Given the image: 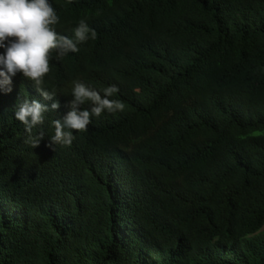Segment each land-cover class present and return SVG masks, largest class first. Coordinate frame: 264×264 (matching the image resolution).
<instances>
[{"label":"trees","instance_id":"16d2710c","mask_svg":"<svg viewBox=\"0 0 264 264\" xmlns=\"http://www.w3.org/2000/svg\"><path fill=\"white\" fill-rule=\"evenodd\" d=\"M50 3L96 37L0 89V264H264V0ZM73 80L123 108L64 146ZM24 100L48 109L31 130Z\"/></svg>","mask_w":264,"mask_h":264},{"label":"clouds","instance_id":"9594fccd","mask_svg":"<svg viewBox=\"0 0 264 264\" xmlns=\"http://www.w3.org/2000/svg\"><path fill=\"white\" fill-rule=\"evenodd\" d=\"M70 2V0H69ZM59 17L52 7L50 0H0V89L11 91L12 78L18 73L39 86L46 74L49 73V59L55 50L58 56L65 57L69 53L79 51L78 45L89 39H95L96 33L90 29L85 19H80L73 29L74 39L59 35L55 30ZM71 95L73 97L70 110L62 122H52L54 135L51 140L60 145L68 146L72 143L75 130L85 131L90 124V117H99L102 113H111L123 108V104L116 99H110L118 88L109 85L101 91L94 90L84 83L73 80ZM37 91H40L37 88ZM44 99H51L49 92L41 91ZM90 103V109L77 110L78 105ZM58 104L53 102L52 109ZM47 107L32 100H24L14 109V118L31 130L44 120ZM40 137L30 136L25 143L30 147L38 146Z\"/></svg>","mask_w":264,"mask_h":264},{"label":"rangeland","instance_id":"374dc122","mask_svg":"<svg viewBox=\"0 0 264 264\" xmlns=\"http://www.w3.org/2000/svg\"><path fill=\"white\" fill-rule=\"evenodd\" d=\"M262 232H264V227L262 228Z\"/></svg>","mask_w":264,"mask_h":264}]
</instances>
